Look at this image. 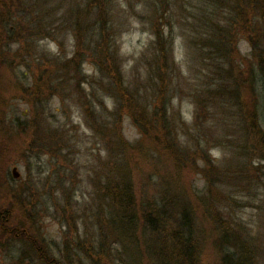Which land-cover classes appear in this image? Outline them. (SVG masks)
I'll use <instances>...</instances> for the list:
<instances>
[{
    "label": "trees",
    "instance_id": "1",
    "mask_svg": "<svg viewBox=\"0 0 264 264\" xmlns=\"http://www.w3.org/2000/svg\"><path fill=\"white\" fill-rule=\"evenodd\" d=\"M137 1L149 10V30L153 39L129 72H136L137 76L131 79L133 74L126 81H123L120 72L119 55L111 34L113 25L110 23L118 13L114 0H66V3L60 0L59 3L66 4L63 18L72 30L73 45L71 55L64 61L56 62L68 69L64 78L68 87L70 82L78 87L80 80H87L90 89L83 95V111L92 115L93 102H96L99 108L97 116H105L112 122L109 134L104 137L106 146L117 150L114 164L105 163L104 181L99 185L98 209L90 213L98 233L93 240H87L88 248L83 250L91 256V264L113 262L109 249L111 244L121 247L123 254H117L116 258L123 264H205L203 257L206 252H211L213 264H263L261 248L257 243L260 233L264 232V218H258L261 230L252 231L237 221L231 212H226L225 207L232 201L220 186L229 182L227 172L221 170L201 147H196L201 156H194L188 143L178 141L174 134V119L167 116L166 109L172 95L182 97V84L190 86L172 55L175 39L184 32L179 26L185 24L189 32H185V40H182L185 55L190 57V48L197 54L196 57L193 55L188 69L193 68L196 59L201 70L215 74L211 82L203 84L206 86L203 90L200 88L197 95L191 96V125L201 126L200 118L204 121L211 117L210 107L218 106L224 113L223 106L232 105L240 111L241 133L244 131V137H250L241 145V152H259L264 160V131L258 123L254 69L255 65L264 69V0ZM129 6L134 5L129 3ZM187 17L191 21L188 22ZM90 24H96L98 28L91 31ZM174 28L179 31L175 32ZM41 36L44 37L43 34ZM239 41L247 43V54L238 55L235 47ZM240 62L244 65L243 72ZM83 64L93 68L96 76H84L81 72ZM140 69L144 70L141 75ZM234 70L243 73L242 82L235 79ZM51 73H41L39 82L34 83L35 92L41 84H47L42 77ZM93 84H97V88H93ZM97 89H101L103 96L111 100V111H107L103 99L97 97ZM122 115L128 117L137 130L140 136L138 144L128 143L116 128ZM97 116L90 118L97 120ZM219 126L222 131H227V124ZM152 136L155 140L153 148L158 152L154 158L159 165L163 162L168 168L163 173L152 170L158 175L159 182L149 194L145 189L148 181H141L143 190L134 189V163L128 151L135 150L143 140ZM219 136L218 126L215 129L207 126L201 138H196L195 145L200 146L201 139L205 146L214 147L211 142H217ZM158 149L164 156H160ZM152 153L144 149L142 157H153ZM196 157L202 161L201 166L196 164ZM236 165L244 171L243 162ZM183 167L201 174L205 181L204 193L197 195L189 183L185 182L186 186L179 184ZM241 173L233 180L240 181L244 172ZM69 214L68 210L67 216ZM67 216L63 217L64 222H68V227H71L70 224L74 226L65 220ZM26 217H30V213ZM23 224L24 228H7L0 220V238L17 239V234L26 235L29 223L24 220ZM14 228L18 230L12 231ZM30 244L33 242L30 241ZM32 248L37 251L35 258L47 259L41 248ZM90 250L97 254L94 258ZM69 257L66 254L63 259L70 261ZM52 260L56 264L55 259Z\"/></svg>",
    "mask_w": 264,
    "mask_h": 264
},
{
    "label": "rangeland",
    "instance_id": "2",
    "mask_svg": "<svg viewBox=\"0 0 264 264\" xmlns=\"http://www.w3.org/2000/svg\"><path fill=\"white\" fill-rule=\"evenodd\" d=\"M114 2L118 13L110 23L113 25L111 34L119 55L120 72L123 81H126L134 74L129 72L137 62L135 60L153 39L149 30V10L137 0ZM59 3L60 0H0V220L7 228H24V220L29 223L26 235L17 234V239L0 238V264H54L35 258L37 251L32 246L41 248L46 260L53 258L56 264H91V256L83 250L88 248L87 240H93L98 233L90 213L98 209L99 185L104 181L105 163L111 166L117 159V150L108 148L104 140L112 122L105 116H97L99 108L96 102H93L92 115L97 116V120L83 111V95L90 89L87 80H80L78 87L70 82L68 87V81L64 80L68 69L56 62L66 60L73 45L72 30L63 18L66 0L62 5ZM129 3L134 6L130 8ZM187 21L191 19L187 17ZM184 25L179 26L184 32L175 39L172 55L190 86L182 84L181 98L171 96L167 116L174 119V134L181 144L188 143L191 154L201 156L196 148L201 147L221 170L227 172L229 182L220 186L232 201L225 207L226 212H231L237 221L252 231L261 230L258 218H264V160L259 152H241V145L250 137H244V131H240V111L232 105L223 106L224 113L218 106L210 107L211 117L204 121L200 118L201 126L191 125V96L197 95L200 88L203 90L206 87L203 84L211 82L215 74L201 70L196 59H193V68L188 69L193 55L196 57L197 54L190 48V57L185 55L182 40H185V32H189ZM96 28V24L89 26L91 31ZM174 31L179 29L174 28ZM235 49L240 56L249 51L244 41H239ZM240 67L243 72L241 62ZM254 69L258 123L264 131V69L257 65ZM49 71L52 73L47 77L42 75L47 84L39 83L35 92L34 83L39 82L41 73ZM81 72L87 77L96 76L93 68L85 64ZM143 72V69L139 70L140 75ZM242 72L234 70L235 79L240 82L244 77ZM135 76L136 72L131 79ZM93 88H97V84H93ZM96 95L103 99L107 111L113 109L111 100L103 96L101 89H97ZM224 123L227 124V131H222L219 126ZM207 126L212 129L218 126L220 138L211 142L214 147L205 146L201 139L200 146H196V138H201ZM116 128L131 145L139 143L140 136L128 117H119ZM153 138L143 140L135 150L128 151L134 163V189L143 190L141 181H148L145 189L149 194L159 182L158 175L152 170L163 173L168 168L165 163L159 165L155 160L158 152L153 148ZM144 149L153 152V157H142ZM161 153L159 151L160 156H164ZM195 162L198 166L202 165L199 157ZM239 162L244 163V171L236 165ZM12 166L18 172L15 179L9 175ZM239 172H244L243 176L240 181H234L233 177ZM178 181L181 186L189 183L197 195L205 192V181L199 172L183 167ZM28 213L30 217H26ZM65 215L68 217L65 220L74 226L70 224L71 227H68V222L63 220ZM260 236L257 246L261 248L264 264V232ZM109 249L113 255L110 264H123L116 258L117 254H123L121 247L111 244ZM66 254L70 256V261L63 259ZM203 259L205 264H213L211 252H206Z\"/></svg>",
    "mask_w": 264,
    "mask_h": 264
},
{
    "label": "water",
    "instance_id": "3",
    "mask_svg": "<svg viewBox=\"0 0 264 264\" xmlns=\"http://www.w3.org/2000/svg\"><path fill=\"white\" fill-rule=\"evenodd\" d=\"M9 175L11 178L15 179L18 177V172L16 171V167L12 166L9 171Z\"/></svg>",
    "mask_w": 264,
    "mask_h": 264
},
{
    "label": "flooded vegetation",
    "instance_id": "4",
    "mask_svg": "<svg viewBox=\"0 0 264 264\" xmlns=\"http://www.w3.org/2000/svg\"><path fill=\"white\" fill-rule=\"evenodd\" d=\"M38 260H40V259H38ZM42 261H44V262H46V260H44V259H42ZM49 263H53V260L52 259H49V260H47Z\"/></svg>",
    "mask_w": 264,
    "mask_h": 264
}]
</instances>
